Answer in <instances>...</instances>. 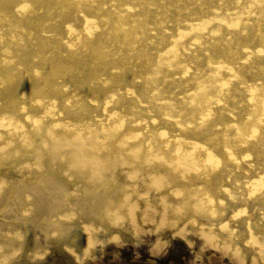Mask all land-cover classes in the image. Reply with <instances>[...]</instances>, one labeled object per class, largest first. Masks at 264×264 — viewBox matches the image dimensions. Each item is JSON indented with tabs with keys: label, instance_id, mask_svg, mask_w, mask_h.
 I'll return each instance as SVG.
<instances>
[{
	"label": "bare ground",
	"instance_id": "bare-ground-1",
	"mask_svg": "<svg viewBox=\"0 0 264 264\" xmlns=\"http://www.w3.org/2000/svg\"><path fill=\"white\" fill-rule=\"evenodd\" d=\"M0 167V264L44 260L37 221L81 264L161 198L264 264V0H0Z\"/></svg>",
	"mask_w": 264,
	"mask_h": 264
},
{
	"label": "rangeland",
	"instance_id": "rangeland-1",
	"mask_svg": "<svg viewBox=\"0 0 264 264\" xmlns=\"http://www.w3.org/2000/svg\"><path fill=\"white\" fill-rule=\"evenodd\" d=\"M22 163H27L28 165L24 164V167L29 168H57L54 167V165L49 161V159H45L42 157L39 160L38 166L35 165V160L33 159V157L25 159V161ZM120 167L121 166L119 165L118 168ZM11 175L12 177L16 176L14 173L6 174V180L8 183H11ZM107 175L111 176L107 179V182L114 184V181H118L119 179H121L120 176L123 177V174H120V176H118L116 172H114L113 174L111 172H108ZM205 188L207 190L209 189L208 186H206ZM72 193L73 195L72 197H70L71 199L67 198L68 200L66 201V203L64 202V204H62L63 206L61 205V208L69 209V211L72 213V217L74 219L73 221H75L78 217V214L80 213V209L79 207L75 206V203L72 204L70 201L73 200L75 202V200H77V198L79 197L78 194H80V192L77 191L76 193ZM230 194H232V189H229V195ZM177 198L179 197L172 196L173 201ZM162 199L166 200L165 198H161V200ZM161 200H155L154 202L152 201L148 205H146V207L144 208L145 214L143 212V215L141 216L143 217L142 223H139V218L136 215L139 210V204L136 200L135 209L132 213V216L135 220L133 226V229L135 231V236L133 237L135 244L133 245L132 249H128L129 246H127V243L124 241L121 242L122 239L118 238V240L121 242V247L118 248H123L127 249V251H130V254L133 256L134 261L138 260L139 254L142 252L143 256L147 258V263H151V261L155 258L159 259V261L161 260V262L167 263L172 257L176 256L179 260H183V262H186L187 264H247V262L242 261L236 263L232 260L231 255H227L224 250H220L219 248L216 249V253H214V248L208 245V242L205 243L204 240L201 238L200 231L197 228L199 224L197 220L198 215L194 214L196 217L189 219L180 217L179 213L174 212V207H172L174 205H163V202ZM180 208H182L183 210H180ZM238 208V206L235 207V210H237ZM31 210L33 209L31 208ZM178 211H185V203L180 204ZM199 217L202 218L203 216ZM146 220L148 222H145ZM26 221H28V219L21 221V224L25 223ZM153 221L155 222L153 223ZM35 223L36 222L27 223L28 231L30 233V235H28V239L32 240L33 242L40 243L43 241V236L45 235V232L48 231V228H46V226L44 225H41L40 221H37L36 224ZM31 224L32 227L29 228ZM16 230H19V228ZM20 230L26 231L24 229ZM26 234L22 233L19 245L16 246L18 249V254L23 251L22 247L24 244H26V241L28 240L27 236H25ZM216 240L217 239H215L214 241ZM112 245L118 246L120 244ZM0 246L4 248H11L9 246L4 245ZM158 247H160V249L158 253H156L155 251ZM94 261L95 264H104L102 262H99L100 260L97 258ZM113 262L117 263V259H115V261ZM113 262L110 263L113 264Z\"/></svg>",
	"mask_w": 264,
	"mask_h": 264
},
{
	"label": "flooded vegetation",
	"instance_id": "flooded-vegetation-1",
	"mask_svg": "<svg viewBox=\"0 0 264 264\" xmlns=\"http://www.w3.org/2000/svg\"><path fill=\"white\" fill-rule=\"evenodd\" d=\"M128 255L124 254V259L127 260ZM142 258V256H141ZM41 264H72L70 260L60 251L53 252L51 255L47 256ZM138 264H143L142 261Z\"/></svg>",
	"mask_w": 264,
	"mask_h": 264
},
{
	"label": "clouds",
	"instance_id": "clouds-1",
	"mask_svg": "<svg viewBox=\"0 0 264 264\" xmlns=\"http://www.w3.org/2000/svg\"><path fill=\"white\" fill-rule=\"evenodd\" d=\"M90 180L93 182H103V179L100 176H97L95 174H91ZM145 222H148L147 220ZM155 221H153L154 223ZM115 223L119 224L122 223V218H117Z\"/></svg>",
	"mask_w": 264,
	"mask_h": 264
}]
</instances>
